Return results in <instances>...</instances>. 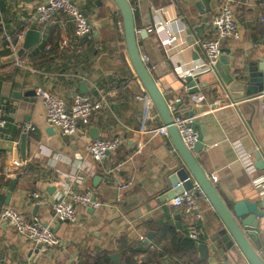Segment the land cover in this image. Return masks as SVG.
Listing matches in <instances>:
<instances>
[{
    "label": "crops",
    "instance_id": "obj_1",
    "mask_svg": "<svg viewBox=\"0 0 264 264\" xmlns=\"http://www.w3.org/2000/svg\"><path fill=\"white\" fill-rule=\"evenodd\" d=\"M6 1L0 10L5 31L1 49L7 51L0 57V117L7 120L0 134V210L13 207L30 221L48 225L61 243L40 250L1 218L0 264H95L99 255L111 264H123L131 253L141 263L221 264L210 248L219 224L215 209L202 200V216L197 219L175 206L173 199L160 200L170 188L167 173L180 164L181 157L170 135L149 133L165 124L132 66L114 1L74 0L92 26L83 38L74 35L63 14L41 26L37 6L44 0ZM226 1L129 0L139 48L149 57L147 66L156 83L168 103L181 99L177 114L189 117L193 112L200 125L203 147L195 157L225 201H255L264 199V185L255 184L264 178V170L255 166L256 152L264 158V23L259 1L232 0L240 30L223 47L231 51L232 72L248 76L247 85L252 84L255 93L240 99L222 95L217 73L207 71L201 77L207 99L195 105L180 78V73L202 70L207 64L199 42L214 34L212 19ZM25 30L26 35L28 30H38L39 40L18 55L23 60V66H18L5 47L6 37L17 43V34ZM142 30L147 35L142 36ZM170 35L177 36L171 45ZM40 42L49 43L51 50L39 49ZM37 86L49 89L67 106L76 93L89 94L100 106L79 124L77 135L65 136L47 123ZM28 125L35 129L25 132ZM97 137H122L124 142L98 163L86 151ZM243 152L253 160L254 171L249 172L240 159ZM17 159L26 162L20 171L14 164ZM69 187L91 189L105 206L94 211L79 206L77 221L56 220L51 203ZM34 192L43 198L36 199ZM261 207L264 210V201ZM193 231L200 234L199 241L190 237ZM202 243L208 244L207 255L199 248Z\"/></svg>",
    "mask_w": 264,
    "mask_h": 264
},
{
    "label": "built area",
    "instance_id": "obj_2",
    "mask_svg": "<svg viewBox=\"0 0 264 264\" xmlns=\"http://www.w3.org/2000/svg\"><path fill=\"white\" fill-rule=\"evenodd\" d=\"M261 8L260 20L264 23V0H258ZM232 0H227L220 8V10L213 17L211 25L214 34L211 37L203 39L199 45L203 48L207 56V64L204 69L186 70L180 73V78L185 79L186 76H195L196 74L211 71L215 72L216 64L222 55L224 41L229 37H236L239 34V25L236 21L235 13L231 7ZM37 13L39 15L38 22L41 26L47 23L57 14H63L67 20L73 25L74 35L78 38H83L90 34L92 26L83 10L71 0H44L37 6ZM18 42L14 43L12 38L6 37V45L12 51L14 59L18 66H23V60L18 57V50L21 42L25 40L26 30L17 34ZM177 40L176 35H170L168 44H174ZM67 45L63 42V47ZM41 50L50 51L51 45L49 43L40 42L37 46ZM143 61L147 64L149 57L142 55ZM37 96L42 100L46 121L50 126L59 130L62 135L74 136L79 131V124L87 121L93 113L100 106L92 96L89 94L76 93L73 95L72 103L67 106L64 99L53 94L49 89L42 86L35 88ZM191 101L196 105L203 104L207 96L202 91L190 95ZM264 97V93H263ZM145 96H139L143 100ZM181 101L178 99L175 103H169V108L173 114L174 124L179 130L184 143L192 148L198 139V131L192 126L195 121V116L183 117L176 113V103ZM7 126V120L4 116L0 117V134L4 133ZM35 129L34 126L28 125L24 127L25 132H31ZM152 137L157 135L169 136L166 125L151 129L149 131ZM122 137L98 138L86 145L87 153L92 159L98 163H103L110 154L115 153L123 144ZM240 159L246 166L249 172L254 171L255 167L253 160L245 153H241ZM26 162L15 160L16 169L20 171ZM122 164L117 166L120 167ZM257 186L264 185V178L255 180ZM33 196L36 199H42L43 195L40 192H34ZM204 200L211 207L208 197L199 185L193 189L183 192L181 195L173 199V204L177 207H183L187 215H196L197 219L201 218V201ZM55 219L61 222H75L78 220V208L84 209H100L105 204L98 200L95 193L91 189L77 190L69 187L65 192L54 196L51 203ZM0 216L3 220L9 222L14 229L22 237L27 238L33 245L40 250L46 251L49 248L60 245V240L54 231L45 224L34 223L26 218V216L19 210L4 206L0 210ZM190 237L196 241L200 240V234L193 231ZM29 264V263H28Z\"/></svg>",
    "mask_w": 264,
    "mask_h": 264
},
{
    "label": "water",
    "instance_id": "obj_3",
    "mask_svg": "<svg viewBox=\"0 0 264 264\" xmlns=\"http://www.w3.org/2000/svg\"><path fill=\"white\" fill-rule=\"evenodd\" d=\"M71 1L74 3V0ZM113 1L122 17L125 44L132 66L138 79L155 104L164 124L167 126L173 144L181 157L180 164L167 173V184L170 188L161 197V202L174 199L183 192L199 185L219 216V224L216 227V233L212 237L213 243L210 244V248L215 253L217 260L221 261V264H264V210L261 207L264 199L255 201L247 199L225 201L221 197L215 184L206 174L194 154L199 152L203 147V134L200 130V125L195 121L192 124L197 129L199 136L194 146L189 148L184 143L179 130L174 124L173 114L169 108L167 99L156 83L149 67L143 61L138 43L135 13L131 3L129 0ZM207 22L208 18L205 17L204 23L208 24ZM197 31L200 33L202 27H198ZM141 35H147V31L142 30ZM199 36L202 35L199 34ZM38 40L39 31L28 30L24 45L18 52V55L21 56L25 52V49L32 47ZM230 53V49L223 48L222 55L215 66L221 94L231 95L237 99L245 98L247 94L255 93V89L252 84L247 85L248 76H237L232 72ZM202 75V73H199L195 76H186L182 80L186 83L190 95L204 91L202 89L207 85L202 83ZM253 81L254 77L251 76L250 82ZM82 86L84 87V84ZM176 105L178 106L179 104L176 103ZM190 116H194V113H190ZM26 139L27 135L24 134L21 143L22 152L25 148ZM262 155L260 152L255 153V166L260 170H264V158ZM16 182L17 180H14L11 183V191H13ZM10 197L11 194L9 195ZM90 209L94 211L93 208ZM199 248L204 255H207L208 244H199ZM113 257L115 258V256Z\"/></svg>",
    "mask_w": 264,
    "mask_h": 264
},
{
    "label": "trees",
    "instance_id": "obj_4",
    "mask_svg": "<svg viewBox=\"0 0 264 264\" xmlns=\"http://www.w3.org/2000/svg\"><path fill=\"white\" fill-rule=\"evenodd\" d=\"M6 4H7L6 0H0V10L1 11H3V8L6 6ZM120 19H121V17H120ZM4 32L5 31H4L3 26L0 25V42L2 40V37L4 36ZM1 56H7V51H4V50L0 49V57ZM0 190H1V185H0ZM2 198H3V195L0 194V199H2ZM186 245H188L191 248L194 246L192 243H186ZM135 257L136 256H135L134 253H131L130 255H127V257L123 261V264H151V263L146 262L145 260L142 263L138 262ZM95 264H111V261L105 255H99L96 258Z\"/></svg>",
    "mask_w": 264,
    "mask_h": 264
},
{
    "label": "rangeland",
    "instance_id": "obj_5",
    "mask_svg": "<svg viewBox=\"0 0 264 264\" xmlns=\"http://www.w3.org/2000/svg\"><path fill=\"white\" fill-rule=\"evenodd\" d=\"M3 38V37H2ZM1 47H2V44L0 43V49H1ZM2 50V49H1Z\"/></svg>",
    "mask_w": 264,
    "mask_h": 264
}]
</instances>
